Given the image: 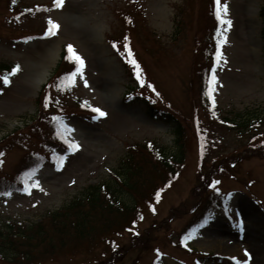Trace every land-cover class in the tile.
<instances>
[{
    "label": "rangeland",
    "instance_id": "rangeland-1",
    "mask_svg": "<svg viewBox=\"0 0 264 264\" xmlns=\"http://www.w3.org/2000/svg\"><path fill=\"white\" fill-rule=\"evenodd\" d=\"M205 1L139 0L141 7L136 8L133 0H65L62 8H55L53 0H23L34 10L9 21L6 18L11 15L8 1L0 0V72L5 65H20L19 72L10 76L11 83L0 85V140L37 119L39 93L44 84L41 78L46 69H49V77L61 67L59 61L64 45H72L85 62L83 75L78 74L71 86L68 102L74 104L71 103L73 98L78 97L107 113L103 117L71 113L68 126L73 131L68 139L80 147L59 153L58 157H66L62 167L56 159L37 169L33 179L39 181V188H31L30 193L13 190L9 196L1 195V223L11 219L26 223L39 221L46 212L59 209L81 195L89 184L110 182L112 172H121L122 159L128 156L132 145L145 151V142L155 141L163 145L169 155L175 152V126L152 119L142 98L128 101L125 97L136 81L111 40L122 35L121 39H127L130 34L139 58L144 64L145 59L149 61V71L161 93L157 97L156 93L145 89L146 95L150 92L159 104L169 103V108L179 113L187 125L189 140L186 166L173 186L164 190L157 205L158 214L148 213L147 216L145 211L146 218L139 225L143 230L142 238L130 237L129 232L118 238L121 251L111 264H152L157 256L155 246L164 250V264H182L180 259L191 262L193 256L170 240H177L179 232L193 219L191 208L196 200L210 201L211 197L216 198L215 193L223 195L225 192L232 194V215L216 212L191 235L187 245L199 251L237 258H244V249H247L252 256L251 264H264V150H248L250 138L259 140L264 147V39L260 16L264 0H226L232 26L226 33L225 59L215 87L221 115L233 122L263 119L258 126L260 132L254 138H249L245 129L211 122L210 116L195 108L199 107L195 105L199 97V84L196 86L199 77L195 70L194 35L204 24V27L210 25ZM123 10L129 12L133 23H126ZM179 15L184 16V24L177 31L175 22ZM49 18L60 25L51 36L42 34L49 26ZM32 31L36 35L23 37ZM194 113L201 119L199 123L207 143L203 173L213 169V183L219 181L209 189L198 172V141L192 135ZM41 124L47 132L48 126ZM41 134L30 139V148L40 141ZM25 155L26 150L21 146L7 148L0 158L3 161L0 175L13 176L24 168L29 163V155ZM226 155L227 158L233 155L234 159L227 160ZM146 157L145 163L151 159L149 154ZM230 161L235 165L230 166ZM222 162L226 163L224 170L218 171ZM158 180L151 187L162 183ZM255 220L263 230L260 238L248 237ZM231 240L236 242V251L223 247ZM101 246L99 241L96 253L105 260L110 254H102ZM84 250L80 248L79 253L65 250L42 264H81L82 258L86 264H94L93 255L86 258L89 252L83 255Z\"/></svg>",
    "mask_w": 264,
    "mask_h": 264
},
{
    "label": "trees",
    "instance_id": "trees-1",
    "mask_svg": "<svg viewBox=\"0 0 264 264\" xmlns=\"http://www.w3.org/2000/svg\"><path fill=\"white\" fill-rule=\"evenodd\" d=\"M8 7L15 9L18 0H7ZM206 12L210 17V25L200 28L195 32L194 48H195V70L198 75V95L195 99V107L202 109L206 114L215 111L213 100L206 93L208 91V81L211 69L216 67L215 52L217 50V29L221 28L219 21L215 15L214 0H206ZM208 8V9H207ZM181 13V11H180ZM261 17L263 20L262 37L264 39V6L261 9ZM177 28L180 30L184 24V16H177ZM66 49L63 52V59L60 68L55 71L54 76L48 85H45L39 96L41 110L34 124L25 132H19L9 135L4 139L1 148H10L15 146L18 139L32 137L41 134V143L48 137L54 138V129L56 130V120L53 119L58 113V108H47L51 103L60 106L61 101L53 93H60L64 90L58 87L61 79L71 73L75 66V61L68 59ZM4 68L8 69V66ZM212 96L214 97L213 93ZM46 97L50 99L46 101ZM47 104V106H46ZM147 110L151 117L162 119L172 123L177 133V145L172 156H168L164 152L163 147L155 143L144 145V150L133 145L121 162V172L117 171L112 174V180L108 183L101 182L90 184L84 189L82 194L68 204L56 210L46 212L39 221L26 223L20 220H12L4 222L0 225V262L7 264H42L47 258H54L56 253L69 250V252H80V248L85 250L82 252L90 258L93 255L95 264H111L112 260L120 253V245L118 238L126 231L131 229L134 224L139 223L146 214L145 211L153 210L154 201L157 198L159 189L167 184L179 171L186 159L187 152V134L184 125L171 112L155 107L154 104L148 102ZM226 127H237L242 129L253 128V122H233L227 117L220 118ZM41 123L48 126L45 132ZM51 124V130L49 125ZM14 139V140H12ZM15 141V142H14ZM147 152V153H146ZM149 154L151 159L143 162L146 155ZM227 158V155L225 156ZM34 159L37 156L34 155ZM200 164V172L202 179L207 184L209 175L212 171L204 172V162ZM1 178V177H0ZM156 179H160L162 183L154 188ZM0 186H4L1 182ZM8 185L11 183L20 184V180L14 179L13 176L7 179ZM151 187V191L148 192ZM124 197V198H122ZM126 199H129L127 202ZM200 198L196 200L195 206L192 207L193 214L201 215L209 207V202H205ZM159 225H161L159 223ZM157 226V224H156ZM143 230L134 234L136 238H142ZM99 241L103 246L101 252L109 253L107 259L102 260L96 253ZM107 255V254H105ZM207 256V255H206ZM215 260V256H211ZM207 259V258H206ZM82 258L81 264H86Z\"/></svg>",
    "mask_w": 264,
    "mask_h": 264
},
{
    "label": "snow or ice",
    "instance_id": "snow-or-ice-1",
    "mask_svg": "<svg viewBox=\"0 0 264 264\" xmlns=\"http://www.w3.org/2000/svg\"><path fill=\"white\" fill-rule=\"evenodd\" d=\"M65 0H53V6L55 8H62L64 5ZM13 3H15V0H13ZM28 11H31V9H29ZM228 5L226 3V0L224 3L221 2V0H215V15L217 20L219 21L221 28L217 29V50L215 52V63L217 66L220 65L221 61L224 60L225 58L223 57L222 52L220 51V46L227 43V31L231 28L232 26V20L230 18H228ZM48 28L45 32V35L47 36H51V35H55L57 30L59 29L60 25L53 20L52 18L48 19ZM227 26V27H224ZM115 47V45H113ZM68 49V59L75 61L77 67L76 69L65 75L61 81L60 84L58 85V87H69L71 85H73L75 83V79L77 77V75L79 74L80 76L83 75V69L85 66V62L83 60V58L75 52L74 48L72 45H68L67 46ZM128 55L129 57H131V49H128ZM128 63L132 64L135 68L136 71V76L137 79L141 82V84L144 83V80L142 78V70L140 69L139 64L137 63V61L134 58H130L128 60ZM20 70V65L17 64L11 71V73L0 76V81H2L5 85H8L11 83V79L10 76L15 75L17 72H19ZM217 76H216V70L215 68L211 69V74H210V78L208 81L209 87H208V91H207V95L209 97L212 98L213 100V104L215 103V98L212 96V93L215 91V85L217 84ZM85 84H87V81H85ZM149 87H152L151 85H149ZM0 91H2V89H0ZM153 91H155V88H153ZM157 95H159V93H157ZM49 97H46V101L49 100ZM47 106V104H46ZM85 106H88L87 104H85ZM94 112L98 113L100 117L106 116L107 113L104 112L103 110H101L100 108H93L92 109ZM54 120L57 121L58 124V128H59V135L61 137V139H63L65 141V143L68 145V149L69 151H75L77 150L80 145L75 142L74 140H70L68 139V134L73 131V129H71L67 124H65L62 120L61 117L56 116L53 117ZM3 153H0V156H3ZM57 159V164L58 166L62 167L63 166V162L66 159V157L64 156H59L56 158ZM3 164V161L0 160V165ZM35 169H31L25 173H23L22 176V182L24 184V191L29 192L31 188L33 187H40L39 181L38 180H34L33 177L35 175ZM219 183V181H216L215 183H213L212 185H210L211 187H215V184ZM43 190V189H41ZM3 195L5 196H9L11 195V192H4ZM157 195V199L159 198V193L156 194ZM153 211H155V209L153 208ZM143 217H141L142 219ZM240 228L241 230H243V222L241 221L240 223ZM191 238V234H189V236H186L184 239L185 241H187L188 239ZM232 260L235 261V264H251V260H252V256L251 254L248 252L247 249H244V258H237L235 256L231 257Z\"/></svg>",
    "mask_w": 264,
    "mask_h": 264
},
{
    "label": "bare ground",
    "instance_id": "bare-ground-1",
    "mask_svg": "<svg viewBox=\"0 0 264 264\" xmlns=\"http://www.w3.org/2000/svg\"><path fill=\"white\" fill-rule=\"evenodd\" d=\"M48 74H49V69H46L45 72L43 73L41 81L45 80L47 78ZM256 222H257V220H255V223L253 224L254 226H252L251 233H249L248 237L251 236L252 238H255V237L256 238H260L261 232L263 230L261 229L262 227L259 224H256ZM257 225H259L260 227L257 226ZM235 244H236L235 240H231L223 247H226L228 250L236 251L237 249H236V245Z\"/></svg>",
    "mask_w": 264,
    "mask_h": 264
}]
</instances>
